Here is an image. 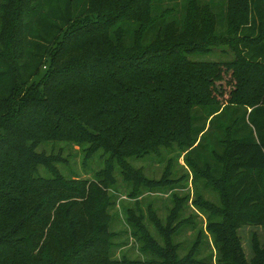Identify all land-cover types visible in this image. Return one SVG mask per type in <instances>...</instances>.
<instances>
[{"label": "trees", "instance_id": "1", "mask_svg": "<svg viewBox=\"0 0 264 264\" xmlns=\"http://www.w3.org/2000/svg\"><path fill=\"white\" fill-rule=\"evenodd\" d=\"M224 46L236 70L264 66V0H0V264H264V240L253 234L248 259L237 232L250 200V222L264 229V85L233 104L210 99L211 62L189 57ZM222 114L230 120L212 142V166L195 153ZM59 142L80 148L84 166L101 150L104 166L64 175ZM172 146L192 181L203 177L219 194L217 205L193 201L212 239L205 259L187 193H172L164 219L152 203L143 208L146 193L182 176L171 179L167 165L149 178L128 161ZM116 168L132 201L120 214L142 259L114 256ZM187 229L195 239L180 256Z\"/></svg>", "mask_w": 264, "mask_h": 264}, {"label": "rangeland", "instance_id": "2", "mask_svg": "<svg viewBox=\"0 0 264 264\" xmlns=\"http://www.w3.org/2000/svg\"><path fill=\"white\" fill-rule=\"evenodd\" d=\"M217 28L219 33L223 32L225 28L220 17H218ZM153 35V30H148L144 36V42H149ZM189 57L191 60L195 61L211 62V65H208L207 67L209 69L208 71L210 76L208 82L205 85V94L208 95L210 99L233 104L234 102L231 101L253 97L254 94H257V91H259L264 85V66L256 64L250 66L249 70H236L230 64L234 62V54L225 46L219 49L214 48L208 54L195 53ZM195 108L202 109L201 107ZM238 116L240 117V112ZM201 117L202 115H194L193 126L195 128L202 124ZM229 120L230 115L228 114H222L215 119V121L212 123V127L207 133L208 148L199 149L195 153L196 157L201 159L203 162L210 163L212 166H215V160L212 157L210 148L212 147L214 141L223 134L222 129ZM208 126L209 121L207 122L206 129H208ZM63 143L65 142H59V144H61L60 146L62 147L63 156H67L68 161L57 164V167L64 175L68 177L79 176L82 178H87L91 177L93 173L104 166L105 156L101 155V150L97 151L84 166L82 163L83 152H81L80 148L77 146H68ZM58 146L59 145L56 146V149ZM179 153L180 152L178 148L176 146H172L170 148H163L161 155H147L140 158L130 157L128 158V161L133 167L141 168L145 176L149 178L160 179L165 173L167 165H169L170 168L171 179H176L179 176H182V179L176 182L177 185L175 184L177 187L173 189L165 187L161 188V193L156 190L146 193L142 198L143 208H145L148 203H152L157 211V214L164 219L169 208L172 206V204L169 202L172 193L176 192L178 195L187 193L189 198L186 214L192 212L194 215H196L197 218L195 219V222L198 224L196 227L199 226V228L203 229L204 233L206 232L202 235L201 239L204 243L198 252V257L205 259L207 255L213 252L211 247L212 239L209 233L206 231L205 219L203 216L199 215L198 211H196L193 201L197 196L201 195L204 200L217 205L219 203V194L217 190L214 189L203 177H196L195 180L192 181L193 173L185 165L183 156H180L179 160L177 159ZM44 174L47 176L46 173ZM114 175L117 178V188H119V192L116 193V196L119 198V205L117 204L111 210L112 214L114 215V219L111 222L110 229L116 233L113 239V243L116 245L114 256L120 258L122 255H124L130 259H142L144 258V254L138 249V243L131 235L129 225L124 222V218L120 214L122 207L121 205L124 206L132 204V201L125 197L126 187L122 182L118 168L115 169ZM249 188L250 186H246L240 190L238 197L241 208L246 207L245 202L247 199L250 200V197L248 198L250 195ZM247 204L248 212L246 209H244V211L249 222L244 223V225H242L237 230V232L241 238L242 246L246 256L248 259H250V256H252L251 244L253 234H256L260 240H264V229L261 225L250 222V219L252 216L256 215V212H254V208L251 207L252 204H254L253 201L250 200V203ZM150 230L154 232L152 226L150 227ZM195 235V232H193L191 229H187L181 236L177 238V240L181 243V246L178 250L180 256H184L188 252L192 245L193 239H195Z\"/></svg>", "mask_w": 264, "mask_h": 264}]
</instances>
